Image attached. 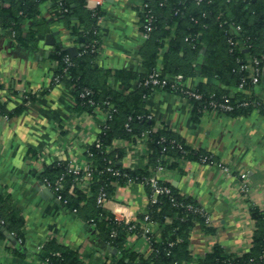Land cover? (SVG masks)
I'll use <instances>...</instances> for the list:
<instances>
[{
	"label": "trees",
	"instance_id": "1",
	"mask_svg": "<svg viewBox=\"0 0 264 264\" xmlns=\"http://www.w3.org/2000/svg\"><path fill=\"white\" fill-rule=\"evenodd\" d=\"M43 3L49 4L53 17L62 22L78 46L73 58L63 47L53 46L48 55L55 63L51 86L63 84L72 88L75 114H92L99 110L108 118L101 124L86 155L87 164L93 170L86 186L77 188V176L68 173V164L62 161L46 166L40 178L51 187L60 180L61 187L57 192L52 191L53 195L60 196L67 209L93 226L100 244L115 250L113 260L102 264H264V210L250 209L254 229L248 252L238 256L215 245L203 257L193 258L189 253L192 229L199 225L205 235L214 233L206 224L205 213L199 212L202 208L160 180L159 184L167 187L169 194L158 195L153 203L150 201L151 190L145 182L155 175L157 167L180 173L183 162L202 163L206 158L208 163L214 159L188 146L168 128L156 125L145 109V102L153 91L160 89L143 84L149 74L157 71L169 78L181 75L185 81L197 76L204 79L191 87V91L200 96L198 100L187 98L169 86L162 89L185 99L191 106L194 120L204 112L213 111L211 103H219L224 98L230 101L233 109L222 114L238 117L255 110L264 114V107L252 95V69L241 68L248 58L257 59L259 67H264V0H143L142 5L146 7L138 12L140 31L148 16L153 17V29L139 49L140 72L96 67L100 12L86 9L85 0H0V36L13 46L37 51L40 37L47 32L45 20L37 19ZM34 19L37 20L23 34L22 25ZM235 27H239V32L234 31ZM111 78L129 91L123 94L113 90L108 85ZM242 82L243 89L239 90ZM33 96L23 94V104L13 111L0 103V117L9 118L19 113ZM243 102L248 105L241 106ZM144 134L146 155L141 158L144 163L123 167L120 160L124 152L113 149L112 142L135 143ZM128 180L144 184L149 198V222L158 225V241L146 235L151 248L147 256L135 254L126 247L128 236L141 234L140 226L115 220L97 203L101 192L108 200L115 188L126 185ZM23 224V218L11 205L9 197L0 193V238L11 236L22 243ZM132 226L134 229H130ZM41 260L43 264H83L76 250L55 241L43 246Z\"/></svg>",
	"mask_w": 264,
	"mask_h": 264
},
{
	"label": "crops",
	"instance_id": "2",
	"mask_svg": "<svg viewBox=\"0 0 264 264\" xmlns=\"http://www.w3.org/2000/svg\"><path fill=\"white\" fill-rule=\"evenodd\" d=\"M142 3L143 0H102L97 19L96 67L142 70L139 49L145 40L138 23ZM50 11L48 3L39 7L37 19L45 20L47 32L40 37L37 51L13 46L0 36V103L13 111L23 104V94L34 95L19 113L0 117V193L9 197L24 223L22 243L10 236L0 238V264H43L42 248L49 241L76 250L83 264H102L112 261L115 254L97 241L93 226L58 201L40 178L43 169L53 163L62 161L68 166L84 167L89 147L108 118L99 110L75 114L72 88L63 84L51 86L55 63L48 55L53 46L45 45V36L56 32L55 45L64 49L78 46ZM37 19L22 25L23 34ZM204 81L197 76L185 83L194 87ZM108 85L119 93L129 91L112 78ZM252 95L264 107V67ZM145 109L156 125L168 128L188 146L214 159L211 165L186 161L181 165L182 172L158 175L179 195L196 202L208 219L207 226L214 231L205 235L196 225L189 238L190 255L203 257L215 245L238 256L248 252L254 229L250 209L264 210V114L255 110L232 117L210 111L194 120L185 99L162 90L147 97ZM112 148L124 152L120 164L125 168L144 163V141L114 140ZM219 165L227 167L229 173ZM241 174L246 176L245 193L238 187ZM76 186L81 188L78 183ZM43 189L48 190L49 196L43 194ZM148 202L145 186L134 183L117 186L102 205L115 220L142 228L144 234L127 237L126 247L143 256L151 252L146 235L159 240L158 225L143 223L141 219Z\"/></svg>",
	"mask_w": 264,
	"mask_h": 264
},
{
	"label": "built area",
	"instance_id": "3",
	"mask_svg": "<svg viewBox=\"0 0 264 264\" xmlns=\"http://www.w3.org/2000/svg\"><path fill=\"white\" fill-rule=\"evenodd\" d=\"M102 5V0H85V7L86 9H88L89 11L95 12L98 10V8ZM141 7H146V5H141ZM153 21V17L152 16H148L146 19V24L144 25L143 31H141V35L143 37L144 40H146L149 37V33L152 31V23ZM239 27H235L234 31L235 32H239ZM229 43H232L231 41H229ZM69 58L66 57L65 58V62L68 63ZM243 70H247L249 68L252 69L251 75H250V85L252 87H255L256 85H258L259 83V79L261 76V72H262V68L259 67V61L255 58H248L247 59V64L243 65L241 67ZM138 84V83H137ZM144 85H151L154 87L159 88L160 90L164 89V87L169 86L170 89L172 90H179L181 93H183L184 95H186L187 98H191V99H195L198 100L200 99V96L197 93H194L193 91H191V87L188 86L185 83V80L183 79V77L181 75H177L173 78H169L166 77L164 75H162L160 73V71L154 72L149 74L146 79L143 82ZM135 85V84H134ZM239 90L243 89V82L240 83L239 85ZM88 93L86 92V95ZM241 106H247L248 103L247 102H243L240 104ZM211 107L213 108V111H217L220 113H226V112H230L232 111L233 107L230 104V101L227 98H224L223 101L219 102V103H211ZM145 134L143 135V137L141 139H137L136 143L139 141H144L145 140ZM206 158L202 159V164H213L214 161H210L208 163H206ZM110 163V162H108ZM219 168L225 172V173H229V170L227 167L223 166V165H219ZM92 169L89 167V165L86 163L84 167L79 168V167H72V166H68V170L67 172L77 176L78 178V184H80L81 187L86 186L92 177ZM107 171H110V169H107ZM166 172L165 169H163L162 167H157L156 171H155V175L148 178L146 180V184L149 186L150 190H151V197H150V201L153 203L156 200V197L158 195L161 194H169V189L165 186H162L159 184V179H158V175L162 174ZM114 175H118V172H113ZM246 176L245 174H241L240 175V184H239V189L242 193H245L247 191V188L245 186L244 180H245ZM45 183V185L53 192H57L60 189V180H57L54 184L53 187H51L50 184L46 183L45 181H43ZM127 184H133V182L131 180L127 181ZM143 184V183H141ZM144 185V184H143ZM58 201H62L60 196H56L55 197ZM107 200L105 194L103 192H101L98 197H97V203L99 205H103V203ZM65 203V202H63ZM200 213H204V211L201 209L199 211ZM207 217L205 219L206 224H207ZM142 222L143 223H148L149 222V217L147 212L143 215L142 218ZM127 224V223H126ZM208 225V224H207ZM130 229H134V226H132ZM141 229V233H143L142 228ZM11 237V236H10Z\"/></svg>",
	"mask_w": 264,
	"mask_h": 264
},
{
	"label": "water",
	"instance_id": "4",
	"mask_svg": "<svg viewBox=\"0 0 264 264\" xmlns=\"http://www.w3.org/2000/svg\"><path fill=\"white\" fill-rule=\"evenodd\" d=\"M56 34H57V33L54 32V33L47 34V35L45 36L44 43H45L46 46L52 47V46L55 45L53 38H54V36H55ZM82 42H83V39L81 38V39L79 40L80 46H81ZM65 50H66L67 54H68L71 58L75 57V55H76V53H77V49H76L75 47L65 48ZM42 192H43V194L49 196V192H48V190L43 189ZM107 249H108V251H109L111 254H115V250H113V249H111V248H109V247H108Z\"/></svg>",
	"mask_w": 264,
	"mask_h": 264
}]
</instances>
